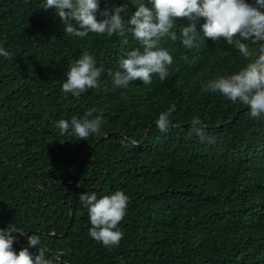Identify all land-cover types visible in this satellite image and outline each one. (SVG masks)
<instances>
[{
  "label": "trees",
  "instance_id": "obj_1",
  "mask_svg": "<svg viewBox=\"0 0 264 264\" xmlns=\"http://www.w3.org/2000/svg\"><path fill=\"white\" fill-rule=\"evenodd\" d=\"M43 3L0 0V47L11 54L0 56V228L39 234L53 264H264V115L253 118L247 106L201 88L248 61L223 38L200 36L199 48L186 49L165 37L169 77L116 88L108 71L138 42L130 33L127 45L115 34L66 35ZM139 3L147 0H100L96 17L122 6L128 20ZM189 23L178 18L173 31L179 36ZM84 51L103 68L99 87L65 94L69 62ZM173 104L161 132L155 121ZM86 113L102 114L99 134L79 139L55 127ZM194 116L205 126L203 142L191 131ZM116 190L129 202L123 238L109 249L89 235L79 197ZM12 235L16 251L29 247L27 236Z\"/></svg>",
  "mask_w": 264,
  "mask_h": 264
},
{
  "label": "clouds",
  "instance_id": "obj_2",
  "mask_svg": "<svg viewBox=\"0 0 264 264\" xmlns=\"http://www.w3.org/2000/svg\"><path fill=\"white\" fill-rule=\"evenodd\" d=\"M257 4L264 8V0H257ZM42 7L55 10L64 24L66 35L84 38L90 33L108 37L115 34L124 38L122 45H127L125 34H131L141 47L127 50L118 60L119 70L108 71L116 88H127L136 79L143 84H151L153 74L161 81L169 77L173 56L167 48L160 46L165 37L173 42L179 39L186 49L199 48L197 38L200 36L214 41L223 38L248 62L239 71L201 81L202 91L219 93L233 103L247 106L253 118L264 115V11L246 0H147V3L136 5L128 20L121 15L125 11L122 6L111 12L105 10L102 13L104 18L98 20L96 14L100 11V0H44ZM178 18L190 21L187 26L181 24L179 36L173 31ZM201 20L198 31L197 23ZM73 21L79 26H75ZM244 41H251L256 47L250 48ZM0 56L11 58L4 47H0ZM96 65L97 61L88 51L70 61L62 91L79 97L87 89L99 87L103 68ZM175 107V104L171 105L156 119L155 126L161 132H166L171 125L170 116ZM90 116L91 113H86L82 119L75 116L70 120L60 119L55 122V127L61 135L87 139L90 135L99 134L103 123L102 114L91 119ZM204 127L199 116L192 117L191 131L201 142L208 139ZM79 198L87 208L91 224L89 235L106 248L118 246L123 238L118 225L126 215L129 197L122 190H116L99 197L96 192H83ZM14 232L27 236L29 247H36L37 253L33 255L29 247L16 251L13 248ZM41 244L37 233L28 235V231L15 225L0 228V264H53L52 259L46 258L47 249Z\"/></svg>",
  "mask_w": 264,
  "mask_h": 264
},
{
  "label": "water",
  "instance_id": "obj_3",
  "mask_svg": "<svg viewBox=\"0 0 264 264\" xmlns=\"http://www.w3.org/2000/svg\"><path fill=\"white\" fill-rule=\"evenodd\" d=\"M28 233H29V234H31V233H32V231H29Z\"/></svg>",
  "mask_w": 264,
  "mask_h": 264
}]
</instances>
